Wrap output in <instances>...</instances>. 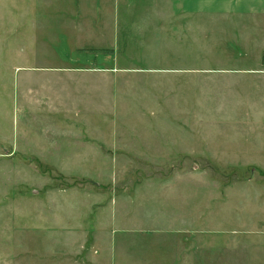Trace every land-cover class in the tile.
I'll list each match as a JSON object with an SVG mask.
<instances>
[{"label": "rangeland", "instance_id": "rangeland-1", "mask_svg": "<svg viewBox=\"0 0 264 264\" xmlns=\"http://www.w3.org/2000/svg\"><path fill=\"white\" fill-rule=\"evenodd\" d=\"M83 3L90 15L91 9L103 6L91 0ZM12 6H16L14 15L8 14L13 13L7 9ZM74 6L75 0H0V60L6 57V41L3 49L1 43L12 24L17 70L28 62L31 70L46 64L56 67L72 45L94 49L92 54L105 53L97 51L106 48L97 29L100 21L89 20L90 28L98 24L96 35L82 44L86 46L78 44L79 30L69 20ZM45 8L66 11L45 14L41 10ZM67 24L72 30L64 28ZM117 49L121 53L126 48ZM130 49L135 54V48ZM158 50L165 56L163 61L146 60ZM144 55V62L118 64V69L132 67L142 74L124 75L115 80V89L100 77L81 75L80 84L92 88L80 86L62 93V107L69 106L64 112L85 111L80 115L85 116V126L80 129L76 123L80 118L63 116L76 133L78 128L76 138H0V264H199L205 237H189L186 254L178 256L177 249L178 243L180 249L185 245L182 234L196 232L195 221L201 222L191 183L198 187L203 169L223 185L230 179L209 159L200 158L198 138H167L169 96L166 74L161 73L168 69L166 46L146 48ZM95 63L94 69H105L103 61ZM41 78L27 81L37 86ZM58 81L62 80L48 77L43 82ZM1 98L2 109L8 110L13 102ZM23 115L21 122L28 125L59 123L41 115L33 120L27 112ZM186 188L193 202L185 199ZM215 230L209 221L207 231ZM214 241L209 237L207 247H213Z\"/></svg>", "mask_w": 264, "mask_h": 264}, {"label": "crops", "instance_id": "crops-1", "mask_svg": "<svg viewBox=\"0 0 264 264\" xmlns=\"http://www.w3.org/2000/svg\"><path fill=\"white\" fill-rule=\"evenodd\" d=\"M75 1L77 6L67 15L72 16L69 20L74 30H79L78 44L86 46L82 44L95 37L98 24L90 28L89 20H97L103 35L100 40L106 44L97 51L112 53L92 54L94 49L72 45L67 48L69 54L61 56L64 62L55 63L60 64L56 67L46 64L31 70L28 62L17 70L12 24L1 43L3 49L6 41L7 51H3L7 54L0 60V96L13 104L8 110L2 109L4 100L0 97V138H76L78 128L76 133L63 116L82 118L85 111L64 112L69 106L62 107V93L80 86L92 88L80 84L81 75L100 77L104 85L115 89V80L142 74L132 67L118 69L119 63L144 62L146 48L166 46L168 69L161 72L166 74L169 96L166 136L198 138L200 158L209 159L216 171L230 179L223 185L203 169L198 187L191 183V189L197 191L201 222L195 221L199 231L182 234L185 245L180 249L178 243V256L187 253L186 240L199 234L200 240H206L200 241L199 264H209V259H214L212 264H264V0H91L103 5L94 12L91 9V15L83 7L86 0ZM7 9L13 10L8 14L16 12V6ZM41 10L65 14L66 8ZM67 26L64 28L72 30ZM119 46L126 49L119 53ZM130 48H135V54ZM153 54L146 60L165 59L159 50ZM96 59L103 61L105 69H94ZM37 77H42L37 86L27 81ZM48 77L62 81L43 82ZM25 112L32 120L41 115L59 123L46 120L28 125L21 122ZM84 117L76 122L79 129L85 126ZM107 125L110 132V123ZM89 126L88 116L87 129ZM187 196L194 201L186 188L185 199ZM209 221L216 225L215 231H207ZM176 235L172 238L174 249ZM209 237L215 239L211 248L207 247Z\"/></svg>", "mask_w": 264, "mask_h": 264}, {"label": "trees", "instance_id": "trees-1", "mask_svg": "<svg viewBox=\"0 0 264 264\" xmlns=\"http://www.w3.org/2000/svg\"><path fill=\"white\" fill-rule=\"evenodd\" d=\"M105 53H112V51H105Z\"/></svg>", "mask_w": 264, "mask_h": 264}]
</instances>
